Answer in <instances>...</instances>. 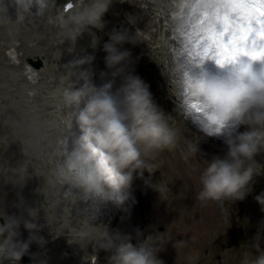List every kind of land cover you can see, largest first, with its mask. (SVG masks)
I'll list each match as a JSON object with an SVG mask.
<instances>
[{"label": "clouds", "instance_id": "1", "mask_svg": "<svg viewBox=\"0 0 264 264\" xmlns=\"http://www.w3.org/2000/svg\"><path fill=\"white\" fill-rule=\"evenodd\" d=\"M113 4L114 0H73L70 10H61L52 18L58 34L68 44V52L73 54L65 65L73 83L63 93L65 104L73 109V120L71 146L70 136L61 139L47 157L51 165L48 182L88 196L100 207L127 203L130 208L135 202L132 190L136 179L143 180L160 196L166 191L162 183H154L158 165L153 161L159 153L176 149L181 137L155 101L150 85L135 73L132 52L124 45H135L136 35L115 29L109 34L103 46L106 55L105 68L99 72L103 81L100 85L96 83V56L84 49L75 55L85 33L91 35L95 34L93 28H105L104 17ZM170 6L179 7L174 0H157L155 5L161 11ZM30 7L29 0H17L18 10L28 12ZM97 43L94 39L93 49ZM234 65L237 67L228 79L193 78L182 65L174 70L178 87L204 99L208 110L206 127L212 130L209 135H219L232 126L216 154L204 152L201 143L185 142L191 155L207 159L197 193L202 203L244 200L252 191L254 179L264 175V163L257 159L264 154V73L256 72L251 63ZM118 79L120 85L116 87ZM74 125L78 134L72 131ZM256 200L264 211V193ZM13 208L18 212L0 214V264L5 260L19 264L26 255L36 262L31 246L44 247L48 242L42 234L46 229V223L41 222L42 205L14 204ZM90 216L95 218L91 210ZM22 229L28 233L26 239ZM150 229L147 235L140 229L133 236L107 228L85 235L108 253V264H165L159 258L165 247L162 237ZM253 241L251 247L259 250L260 232ZM172 246L182 247L183 242H172ZM243 264H264V253L251 262L245 259Z\"/></svg>", "mask_w": 264, "mask_h": 264}, {"label": "rangeland", "instance_id": "2", "mask_svg": "<svg viewBox=\"0 0 264 264\" xmlns=\"http://www.w3.org/2000/svg\"><path fill=\"white\" fill-rule=\"evenodd\" d=\"M12 1L17 0H0V6H4L2 4H9V2ZM134 5L135 3L133 6ZM123 7H125V10L129 9L125 4ZM2 9H4V7H2ZM148 20L149 19L147 17L144 18L145 22ZM190 22V20L187 21L188 24ZM0 44L2 48L5 45L3 42H0ZM58 48L60 47L54 48V51H58L60 53L61 48ZM83 48L84 47L81 45V50ZM48 49L49 48L46 50ZM58 52L56 54H59ZM89 53L91 54V52ZM50 59H52V61ZM44 60L46 63L42 67L45 68L46 72L45 85H49L53 88L56 86L66 87L69 85V83L66 82V79L69 78L68 74L63 75L62 69L57 66L60 60L55 58H49L47 60L44 58ZM5 67L7 66L0 65V111H5L6 113L11 100H15L14 104L16 101L18 103L20 102L18 100L19 98L15 96L13 89H11V87L15 86L13 84L14 79L11 78L15 76L16 70L11 68L6 69ZM171 73V78H174V71ZM24 86L23 82H19V88L17 86L15 90L18 89L23 92ZM168 87L169 85H165L164 94H171V100H185V102H187L188 97L186 96V89L177 87L178 93L177 98H175L173 93L168 90ZM150 91L153 95H156L151 88ZM11 96H13V98ZM160 96H163V94L160 93ZM4 97L7 98V101ZM2 99L3 102H1ZM154 99L162 107L165 112L166 119H168L173 128L178 130L181 137L176 149L172 151L165 150L159 153L156 160L153 161V163L158 165L154 177V183H162L166 187V191L161 196L157 191L145 185L143 180L136 179L141 186L145 185L146 188L152 190L151 199H153L159 206L161 213L158 219L153 216L154 221L157 223L160 220L161 223H163L164 230L168 233L167 239H164V241L173 238L174 242H176L175 237H177L178 234L183 238L182 240L181 238L178 240L183 242L182 247H177L172 251L173 246L171 245L169 248H164V250L161 251V254L168 256V259L164 260L165 264H179L174 259V256L176 253L179 254L180 252H182L185 262L188 260L189 256L192 255V260L190 259V263L188 264H199L200 261L204 262V264H219V262L221 264H243L245 259L251 262L261 253H264V227H261V223L264 222V211L261 210L262 205L256 200V196L264 193V175L257 176L254 179L252 191L244 200L235 201L232 199H225L221 201H208L207 203L200 202L197 199V193L202 187L199 181V176L203 169L207 166V159L197 158L191 155L187 151L185 142L201 143V148L209 155L216 154L222 146V143L217 140H213L212 138L204 141L202 140V137L200 139L195 137L193 130L190 128L193 124L199 122V118L197 117L198 114H192L189 112L183 113L179 108L180 105L177 106L173 102L166 103V99L158 97H155ZM3 103L9 104L6 105ZM22 107L28 116H31L41 124H45L46 127L50 126L52 130H55L56 135L59 138H61V130L62 133L63 131L68 133V127L57 122L55 110L47 109L42 101L37 100L33 107L31 104L30 107L26 104H23ZM63 109V114H67L71 108L69 106H65ZM172 110L176 113L175 115L172 114ZM20 115L26 118V114H24L23 111ZM50 115H53V118H49ZM188 122L192 125L189 126L190 123ZM20 124L24 128L28 129V127H31L32 121L27 119L26 122H20ZM201 124L206 125V120L202 119ZM194 126L199 127V123ZM11 137L13 138V136ZM20 138L21 137H17L12 141L19 140ZM28 140V145H22V147H24L21 149L22 153H25L27 160H38L40 163L39 150H42L47 142L37 137H31ZM12 145H14L13 142ZM6 147L8 149H5L9 150L10 146L8 143ZM18 148L19 147L16 149ZM0 159V170H6V180H14L13 186L23 185L21 179L23 178L22 173L26 165L18 164L17 166V164H13V162H11L8 158L4 159L6 162V164H4L5 162H3V159ZM257 159L261 163H264V154ZM1 162L3 163V166ZM30 171H33V168L32 170L30 169L29 172ZM14 172L18 173V175ZM14 175H16V177H14ZM147 176L148 173L146 172L145 177ZM25 182L26 185H31V183H28L26 180ZM32 187L33 186L28 187V189H31ZM7 188V191H10L9 186ZM15 190L16 188L13 187V191ZM1 196L4 198V195ZM5 196H7V194ZM19 203L23 206H26L27 204L21 200ZM130 221L132 222V219H130ZM51 228L52 230L55 229V227ZM258 232H260L259 250L251 247V244L254 242L253 238ZM171 251L172 255L170 254ZM56 253L62 254V256L60 257L56 255ZM64 255L65 254L62 249L55 248L51 249V254L45 256V258L51 261L54 260L53 262L57 264H61V260ZM181 264L186 263L182 262Z\"/></svg>", "mask_w": 264, "mask_h": 264}, {"label": "snow or ice", "instance_id": "3", "mask_svg": "<svg viewBox=\"0 0 264 264\" xmlns=\"http://www.w3.org/2000/svg\"><path fill=\"white\" fill-rule=\"evenodd\" d=\"M65 4L66 10L73 6L69 0ZM184 7L195 19L184 52L194 63L212 59L224 67L242 63L244 56L264 62V0H185ZM186 96L188 106L206 120L204 99L187 89Z\"/></svg>", "mask_w": 264, "mask_h": 264}, {"label": "bare ground", "instance_id": "4", "mask_svg": "<svg viewBox=\"0 0 264 264\" xmlns=\"http://www.w3.org/2000/svg\"><path fill=\"white\" fill-rule=\"evenodd\" d=\"M114 1H118V0H114ZM6 2V1H5ZM139 4L140 2H142V0H138L137 1ZM146 3L150 4V0H145ZM29 3L31 4V8L33 10V13H32V18H28L26 17V21H27V25H25L24 27L28 26V30H31L33 28H36V27H43L46 23V18L44 19V21L42 22L43 18H44V15L47 13V9L49 8L50 9V6L48 5V3L44 0H33V1H29ZM127 5L129 6V2H127ZM1 9V8H0ZM120 9V7H119ZM158 9V8H157ZM10 10V13L8 16H6V13L3 12L2 10H0V38H4V41L3 43L5 44L3 46V48L1 47V44H0V56H2L5 60H7L8 63H10V58H13V56L10 55V53H6V47H9L10 45H13L14 49L15 50V54H16V57H17V60L19 61L18 64H22L24 63V59H22L19 55V50H22V54H26L28 52H33V53H38L39 49H40V46L43 44V43H50V44H53L57 39H58V27L57 25L54 23V20L53 21H49L47 22V26H45L46 30L48 28V23H49V28H50V31L48 32V34L46 36H37V37H34L32 39L33 43H25V41L23 39H17L16 41H13L14 38H17L15 37V35L13 34V30H14V19L21 14V11L18 10L17 8V5L15 6H12L9 8ZM53 13V8H52V11H51V14ZM155 14H158L157 10L155 9ZM169 14L168 10H167V13L165 14V18L168 19V24L167 26H164V29L167 30H170L172 32H174V34H179L180 32V29L178 27H175V30H173V19H174V15H167ZM161 18V16H160ZM144 20V19H143ZM189 21V20H188ZM191 21V19H190ZM42 22V23H40ZM23 27V28H24ZM45 30V29H44ZM43 29L41 31H44ZM40 32V31H39ZM38 32V33H39ZM37 33V35H38ZM174 39V38H173ZM179 39L181 40V44L183 45V43L185 42V36H182V35H179ZM174 42L176 43L177 45V42H178V38H177V35H176V39H174ZM63 46V45H62ZM57 48V47H55ZM60 49V48H58ZM77 49H78V46H77ZM57 50V49H56ZM5 52V53H4ZM58 52V51H57ZM55 51V53H57ZM59 53V52H58ZM10 57H9V56ZM60 59H65L66 60V57L64 54H61L60 56ZM188 59V63L186 62ZM47 60V59H46ZM52 61V59H50ZM54 60V59H53ZM241 60L244 61V62H249L247 57L244 56V57H241ZM15 61V60H14ZM151 61V59H147V63H149ZM5 62V63H7ZM10 65V64H9ZM180 65H182L183 69H185V71H187V74L189 75H192V76H199V71L201 70V66H207L208 68H211V70L208 72L207 70L204 72L205 75H212L214 76V74L216 73L213 68H222L221 66H219L214 60L212 59H209V60H206L205 63H203L202 65L199 64L198 62H193L190 57L187 58V55L184 56V59L181 61ZM24 66V65H23ZM191 66V67H190ZM228 66H231V65H226L224 67H228ZM33 69H34V75L35 77L37 78V80L39 81L41 79L40 77V71L39 69H37L36 67H34L32 65ZM6 69L9 68V67H5ZM264 69V62H261L260 61V69H259V72L262 73ZM13 74V73H12ZM22 75L25 79H27V83L29 85H31L30 83V80L29 78L22 72ZM13 76V75H12ZM11 78V77H10ZM195 78H198V77H195ZM13 79V77L11 78ZM14 82V81H13ZM35 83H32V85H34ZM117 85H120V83H118ZM9 88V87H8ZM6 89V88H5ZM1 90V89H0ZM7 90V89H6ZM10 90V89H9ZM3 92V91H2ZM10 92V91H9ZM4 95V94H3ZM10 96V95H9ZM13 98V96H11ZM9 98V97H8ZM3 100V99H2ZM5 100L7 101V98H5ZM9 100V99H8ZM19 100V99H18ZM5 101V102H6ZM13 101V100H12ZM15 101V100H14ZM13 101V102H14ZM17 102V101H16ZM1 104V103H0ZM3 104H9V103H3ZM23 105V104H22ZM2 106V105H1ZM178 106V105H177ZM189 110V109H188ZM190 111V110H189ZM184 113V111H182ZM181 112V113H182ZM22 113V110L14 105H12V102H10L9 104V108L8 110H6V118L5 120L3 121H0V137L2 135V137L0 138V145L1 146H5L6 142L8 143V145L10 146V148L14 151V148H12V140L17 138V137H20V134L22 132V134L27 130L26 128H24L20 122H26L27 119H29L28 117H16V115H20ZM190 113V112H189ZM192 114H195V113H192ZM187 115V114H185ZM189 115V114H188ZM191 116V115H190ZM13 120H17V121H13ZM20 121V122H19ZM200 122H197L199 123V127H195L194 125L197 124H189V126L192 125V127L190 128L191 130H193L194 134H195V137L200 139L202 137V140L206 141V140H210L211 138L213 140H217L219 141L220 143H223V139L225 138V136L230 132V130L226 127L224 129V131L219 134V135H209V133L212 132L211 129L207 128L206 125H202L201 124V121L202 120H199ZM203 123V122H202ZM18 126L20 127V129H15V127ZM187 128V127H186ZM23 129V131H22ZM188 129V128H187ZM191 134V133H189ZM13 136V138L11 137ZM7 148V147H6ZM8 149V148H7ZM22 152V151H21ZM11 156H13L11 154ZM1 160V159H0ZM18 163L19 162H22L23 164L26 165V167H30V168H33V169H36V173H41V170H39V166H40V163L38 160H33V161H29L26 159V155L24 153V155H22L21 157H17L15 159ZM5 162V161H3ZM2 163V162H1ZM6 164V162L4 163ZM2 166H3V163H2ZM18 166V165H17ZM6 167V166H5ZM4 167V168H5ZM23 167V166H22ZM7 169V168H5ZM32 170V169H31ZM17 172V171H16ZM14 172V173H16ZM19 172V171H18ZM21 172V170H20ZM23 174V173H22ZM29 175V174H28ZM11 176V175H10ZM15 176V175H14ZM23 176V175H22ZM11 178V177H10ZM13 179V178H12ZM23 179V178H22ZM19 180V179H18ZM12 181V180H11ZM14 181V180H13ZM14 183V182H13ZM26 183V182H25ZM46 183H49L48 181ZM45 183V184H46ZM35 187H40V193L41 192H46V195L48 196L49 200L52 201L56 196H59L60 197V193L58 194H55V195H51L48 194V189L46 187H44V184H36ZM8 189V188H7ZM13 191H7L6 194L7 196L10 195ZM37 195H39V193H37ZM51 196H54V197H51ZM58 197V199H60ZM22 203V202H21ZM54 259V257H53Z\"/></svg>", "mask_w": 264, "mask_h": 264}]
</instances>
